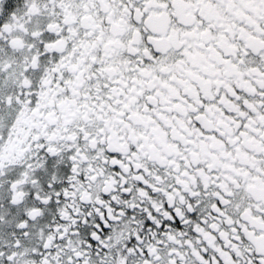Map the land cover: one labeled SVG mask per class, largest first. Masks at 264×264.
Masks as SVG:
<instances>
[{
  "label": "snow or ice",
  "instance_id": "1",
  "mask_svg": "<svg viewBox=\"0 0 264 264\" xmlns=\"http://www.w3.org/2000/svg\"><path fill=\"white\" fill-rule=\"evenodd\" d=\"M0 264H264V0H0Z\"/></svg>",
  "mask_w": 264,
  "mask_h": 264
}]
</instances>
